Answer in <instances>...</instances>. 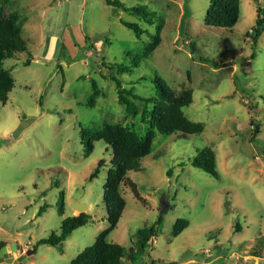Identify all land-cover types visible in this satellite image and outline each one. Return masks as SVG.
<instances>
[{
	"label": "rangeland",
	"instance_id": "374dc122",
	"mask_svg": "<svg viewBox=\"0 0 264 264\" xmlns=\"http://www.w3.org/2000/svg\"><path fill=\"white\" fill-rule=\"evenodd\" d=\"M119 1L146 7L152 23L105 0L4 5L5 16H22L27 50L3 62L14 86L0 104V240L35 246L29 264H69L91 246L108 225L102 195L112 157L92 135L105 123L144 135L141 97L155 96L161 80L176 94L191 90L192 102L182 111L203 130L185 137L155 130L149 154L126 174L140 199L121 186L125 207L107 241L125 248L122 264H254L255 257L264 264V32L256 43L251 35L264 0H240L230 28L204 24L208 0ZM120 19L143 33L136 37ZM157 31L159 45L141 57ZM47 36H61L65 45L56 57H41ZM114 78L140 98L132 100L135 117L119 103ZM92 81L99 94L90 106ZM206 147L214 151L218 177L191 165ZM100 160L104 165L90 180ZM162 195L170 207L161 228L145 254L130 260L134 234L157 220ZM74 201L85 206L88 223L65 238L62 252L39 244L59 234L62 220L76 210ZM177 219L188 226L174 236Z\"/></svg>",
	"mask_w": 264,
	"mask_h": 264
},
{
	"label": "trees",
	"instance_id": "16d2710c",
	"mask_svg": "<svg viewBox=\"0 0 264 264\" xmlns=\"http://www.w3.org/2000/svg\"><path fill=\"white\" fill-rule=\"evenodd\" d=\"M106 4L121 8L126 12L134 13L141 16L146 22L152 23L146 7L134 6L125 7L119 0H105ZM9 0H0V104L4 105L7 101L8 93L14 86V80L11 70L3 66V62L7 59L14 58L17 53L27 50L26 41L22 35L23 18L17 11L9 12L6 16L3 14L4 5H8ZM240 0H208L204 24L213 27H232L239 18ZM120 22L132 30L136 37H139L143 30L138 24L120 19ZM264 32V13L262 8H257L256 26L252 31V40L254 43ZM159 31L152 38V42L148 44L145 52L141 57H146L159 45ZM65 48L61 44V52ZM136 56L135 59H139ZM30 64L29 58L24 62V66ZM137 65V63H134ZM119 72L129 71V67H118ZM117 91L118 101L124 105L128 114L135 117L137 115V106L132 100H136L137 94L132 89L123 88L121 82L114 78ZM92 91L88 95L86 105H93L95 96L99 94V90L95 81L91 83ZM155 96L142 98L144 105L141 111V118L148 124V128L144 135H138L128 127L120 125H111L105 123L102 127L93 133L95 140L104 141L112 150L110 160L111 167L107 171L104 183L103 202L107 213L108 225L100 231L96 236L94 243L80 251L69 264H122L127 252L123 246L117 243L107 241L108 235L117 226L119 218L125 207V200L121 193V186H127L134 195L140 199L136 185L129 178L127 172L137 170L139 161L149 154L151 144L155 138V130L161 134L171 135L178 134L185 137L190 134H199L203 130L200 123L192 122L183 114L182 109L192 102L191 90H183L176 94L171 88L160 80L155 82ZM132 99H130L129 97ZM140 99V98H139ZM151 106L149 107V104ZM253 126V122H250ZM259 132L258 126L253 128V134ZM88 149H92V145H88ZM104 165L102 160L98 161L97 166L89 175V179H93ZM191 165L198 168L213 177H218L215 169V154L210 147L199 150L193 157ZM43 207L39 209L40 215ZM90 217L85 212L64 218L60 225L59 234L52 233L48 238H41L38 243L56 247L62 252V243L76 228L84 226L88 223ZM162 224V214L158 215L157 220L148 227L139 228L134 234L132 247L128 251L130 260H135L145 254L147 243L157 232H159ZM188 226V222L184 219H177L174 223L172 234L178 235ZM236 231L237 228L235 229ZM6 244L0 240V248ZM35 253V246L32 247ZM150 264H161L151 262ZM163 264H175L168 262Z\"/></svg>",
	"mask_w": 264,
	"mask_h": 264
},
{
	"label": "water",
	"instance_id": "95a60500",
	"mask_svg": "<svg viewBox=\"0 0 264 264\" xmlns=\"http://www.w3.org/2000/svg\"><path fill=\"white\" fill-rule=\"evenodd\" d=\"M160 214H164L170 207L165 195H162L159 200ZM79 213L84 212L85 206L78 201L72 204ZM32 249H24V247L17 243H6L0 248V264H29Z\"/></svg>",
	"mask_w": 264,
	"mask_h": 264
},
{
	"label": "crops",
	"instance_id": "0c3cea01",
	"mask_svg": "<svg viewBox=\"0 0 264 264\" xmlns=\"http://www.w3.org/2000/svg\"><path fill=\"white\" fill-rule=\"evenodd\" d=\"M23 24H24V20H23V23H22V27H23ZM60 44H61V36H59V37L58 36H47L46 39H45L44 44L41 46L42 48L40 47L41 48V57H45V58L56 57L58 55V50H59ZM49 46H50V48H49ZM76 214H78V213L76 212V210H74L72 215H76ZM24 249H27V248L24 247ZM206 253H207L206 260L209 261L211 256H212L211 251L210 250H206ZM218 255L219 254H217L216 256H218ZM257 262L258 261H257V259L255 257L254 264H257Z\"/></svg>",
	"mask_w": 264,
	"mask_h": 264
}]
</instances>
